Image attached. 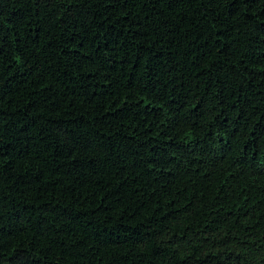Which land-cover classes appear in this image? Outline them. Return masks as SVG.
<instances>
[{"label": "trees", "instance_id": "obj_1", "mask_svg": "<svg viewBox=\"0 0 264 264\" xmlns=\"http://www.w3.org/2000/svg\"><path fill=\"white\" fill-rule=\"evenodd\" d=\"M0 264H264V0H0Z\"/></svg>", "mask_w": 264, "mask_h": 264}]
</instances>
